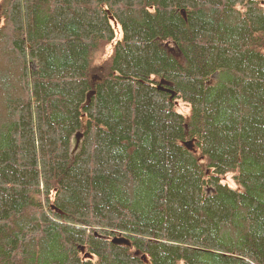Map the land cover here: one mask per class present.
<instances>
[{
  "label": "trees",
  "instance_id": "trees-1",
  "mask_svg": "<svg viewBox=\"0 0 264 264\" xmlns=\"http://www.w3.org/2000/svg\"><path fill=\"white\" fill-rule=\"evenodd\" d=\"M0 264H264V0H0Z\"/></svg>",
  "mask_w": 264,
  "mask_h": 264
},
{
  "label": "rangeland",
  "instance_id": "rangeland-1",
  "mask_svg": "<svg viewBox=\"0 0 264 264\" xmlns=\"http://www.w3.org/2000/svg\"><path fill=\"white\" fill-rule=\"evenodd\" d=\"M112 27L114 28V32L116 34V39H121V32L119 29V26L116 24H112ZM115 42L112 45H109L108 43L106 46L102 45L100 49L94 54V63L93 66H103L106 60L110 57L112 54L113 46ZM104 46V47H103ZM175 110L181 114L187 115L188 114V107L186 104L179 101L177 104V108ZM230 189H235V185L233 181H231L230 177L227 176L225 180L223 181Z\"/></svg>",
  "mask_w": 264,
  "mask_h": 264
},
{
  "label": "water",
  "instance_id": "water-1",
  "mask_svg": "<svg viewBox=\"0 0 264 264\" xmlns=\"http://www.w3.org/2000/svg\"><path fill=\"white\" fill-rule=\"evenodd\" d=\"M82 137H83V135L81 133H77L75 135L74 142H73L74 146H73V149H72V154H74L77 151L78 147L80 146ZM191 146L192 145H188L186 147L188 149H191ZM112 242L116 243V244H119V245H126V246L130 245L129 241L126 240V239H123V241H118L117 239H113ZM81 252L83 253V249H81ZM84 258H88V254H84Z\"/></svg>",
  "mask_w": 264,
  "mask_h": 264
},
{
  "label": "bare ground",
  "instance_id": "bare-ground-1",
  "mask_svg": "<svg viewBox=\"0 0 264 264\" xmlns=\"http://www.w3.org/2000/svg\"><path fill=\"white\" fill-rule=\"evenodd\" d=\"M107 44V43H106ZM106 44L104 45V46H106ZM103 46V47H104ZM116 239L118 240V241H123V239H125V238H123V237H121V238H119V237H116ZM127 240V239H126ZM130 243V242H129Z\"/></svg>",
  "mask_w": 264,
  "mask_h": 264
}]
</instances>
